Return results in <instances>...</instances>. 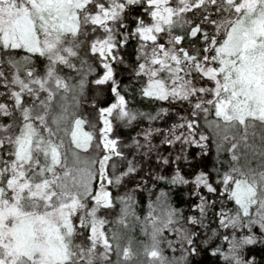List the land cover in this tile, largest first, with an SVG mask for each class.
Wrapping results in <instances>:
<instances>
[{"label":"snow or ice","instance_id":"obj_1","mask_svg":"<svg viewBox=\"0 0 264 264\" xmlns=\"http://www.w3.org/2000/svg\"><path fill=\"white\" fill-rule=\"evenodd\" d=\"M0 264H264V0H0Z\"/></svg>","mask_w":264,"mask_h":264},{"label":"trees","instance_id":"obj_2","mask_svg":"<svg viewBox=\"0 0 264 264\" xmlns=\"http://www.w3.org/2000/svg\"><path fill=\"white\" fill-rule=\"evenodd\" d=\"M258 131H259V127H258ZM122 135L123 134H126L122 131L121 133ZM257 142H259V138L257 137ZM242 163H243V159H242ZM252 163L253 164H256L257 161L256 160H252ZM143 207L141 206V208L138 209V211L141 213V215L143 214ZM140 228H141V225L139 222L135 221L134 219L130 218V224H129V231H130V234L135 236L136 239H142L143 237L141 236V233H140ZM166 252H168V249H165ZM170 254V253H169Z\"/></svg>","mask_w":264,"mask_h":264}]
</instances>
